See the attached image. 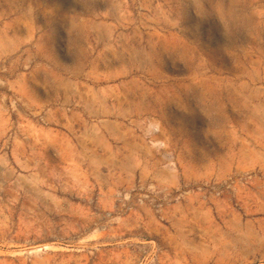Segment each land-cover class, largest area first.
Returning a JSON list of instances; mask_svg holds the SVG:
<instances>
[{
  "label": "rangeland",
  "instance_id": "rangeland-1",
  "mask_svg": "<svg viewBox=\"0 0 264 264\" xmlns=\"http://www.w3.org/2000/svg\"><path fill=\"white\" fill-rule=\"evenodd\" d=\"M0 264H264V0H0Z\"/></svg>",
  "mask_w": 264,
  "mask_h": 264
}]
</instances>
